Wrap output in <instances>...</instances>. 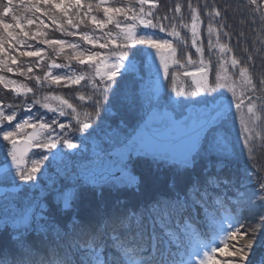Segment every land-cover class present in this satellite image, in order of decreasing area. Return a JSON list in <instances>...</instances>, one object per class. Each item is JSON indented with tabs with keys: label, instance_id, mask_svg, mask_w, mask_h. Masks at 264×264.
<instances>
[{
	"label": "snow or ice",
	"instance_id": "1",
	"mask_svg": "<svg viewBox=\"0 0 264 264\" xmlns=\"http://www.w3.org/2000/svg\"><path fill=\"white\" fill-rule=\"evenodd\" d=\"M19 6L27 15L17 14L13 0L0 2V85L20 98L18 106L0 104V264H264V238L258 241L264 174L253 170L237 180L232 172L239 153L252 152L248 123L264 93V39H249L264 36V0L236 6L250 30L239 33L224 23L232 5L216 0L176 2L172 15L161 13L156 0L131 6L19 0ZM49 29L90 47L52 38ZM149 29L176 38L177 29L190 33L199 67L186 70L194 61L185 40L174 47ZM205 29L209 55L220 53L219 71L203 59ZM46 48L68 63L53 60L42 79L34 67ZM21 58H35L36 65ZM73 61L82 66L78 73H52L71 71ZM177 69H185L191 86L178 87ZM3 73L49 88L84 82L92 92L78 100L92 112L81 121L67 100L52 108L33 87ZM50 98L60 99L44 97ZM48 113L75 114V124ZM238 115L239 146L233 139ZM139 163L171 170L164 191L144 188L134 173ZM125 189L146 198L138 206L105 199L106 191ZM84 192L95 196L85 199ZM243 213L252 214V223H243Z\"/></svg>",
	"mask_w": 264,
	"mask_h": 264
},
{
	"label": "trees",
	"instance_id": "2",
	"mask_svg": "<svg viewBox=\"0 0 264 264\" xmlns=\"http://www.w3.org/2000/svg\"><path fill=\"white\" fill-rule=\"evenodd\" d=\"M0 2H6V0H0ZM108 2L110 4H114L116 6H124V5H128L131 6L135 0H108ZM156 2L160 5V11L161 13H164L165 9H167V14L168 15H172L171 12V7L174 3L176 2H181L183 3V0H156ZM193 2L195 3V0H193ZM211 2V0H210ZM13 3L15 5H17L16 7V12L18 15L24 16L27 15V13L23 10L22 7L19 6V0H13ZM216 3L219 4H231L232 5V10H230V16H232V19H228L225 20L224 23H227L229 25V30L232 31L233 33H239V32H250L249 29H247V25L246 23L243 21V18L241 16V11H243V8H241L239 11L236 10V6L237 5H243L244 7L247 6V0H216ZM185 16L187 19V14L185 12ZM250 18V17H249ZM121 21L123 22V18H120ZM167 23V22H165ZM81 31H89L91 32V27H85L84 25H81ZM178 31H180V37L176 38L175 41V47L180 45V40L183 39L187 42V44L189 45L188 47V53L192 54V58L194 63L192 65H187L186 70L188 71H195L197 67H199V61L201 59V57L198 54H195V49L191 48V37H190V33L185 35L186 30H181V29H177ZM106 31H111L113 36H115L117 34V30L114 28V26L109 25V29H107ZM145 32H147L148 34H152L153 32L157 34H159L158 30H144ZM169 31H171V29H169ZM49 35L52 38H58V39H65L68 40L69 42H75V43H80L81 47L85 50H87L90 46L83 44V42H80L78 40L77 37H68L63 35L60 32H52L51 29H49ZM95 35L100 36L103 35L100 32H96ZM156 38V37H154ZM202 38L204 41V48H205V55L203 57V59L205 60V62L207 63L208 61H212L214 64H216L218 58L220 57V53L218 52V50L214 51L212 55H209L208 53V49H207V33H206V29L202 32ZM264 39V36H258V37H251L249 35V39ZM223 42V41H222ZM28 43L30 45H32L33 47H44L43 45H37L36 42L34 41H28ZM213 43H215V38L213 37ZM231 43L235 44L236 43V35L234 34L232 36L231 39ZM139 47H143V46H139ZM241 47L243 48L244 45H241ZM67 51V49H66ZM239 51V50H238ZM187 55V54H186ZM177 58H179V52H178V56ZM55 60L56 63H68L67 61L63 60V56L61 55L60 57H57L56 54L54 52H52L51 48H46L45 49V53H44V59L43 62L41 64V66L39 67H34V75H38L40 76L42 79L44 78L45 74L49 71L48 65L52 63V61ZM21 63L28 65V64H32L33 66L36 65V60L35 58H21ZM137 63L139 65L140 60L139 58L137 59ZM185 63H186V56H185ZM82 66L78 65L75 61L72 62V70L69 71L67 68L64 69H51L53 74H64L65 72H67L69 75L72 74H76L78 73V71L80 70ZM86 67V66H84ZM216 68L219 69V64H216ZM185 69H177V76H176V80H177V84H180L183 87V84L185 85V87H189L191 86V78L190 77H185L183 76V71ZM7 78H12V79H16L18 81V85H26L27 87H33L34 92L37 95V98H39L41 100L42 103H48L50 107L52 108H60L61 107V100H67L68 103H71L73 105V107H75L77 109V113H79V119L81 121L86 119L85 113L86 112H92V109L90 107L87 106V102L86 101H79L78 97L80 95H85L86 97L88 95H91L92 89L91 86H85L84 82L81 83V85L79 86H72L71 88L69 87H65V86H54L53 88H49L47 86V82H45L43 85H38L36 84L35 80H27L24 77H20V76H12L11 74L8 73H3ZM221 75H224L223 72H221ZM229 76H231V73L228 74ZM212 77L214 75H211ZM212 79V78H211ZM212 81L210 80V83ZM74 89H79V90H74ZM23 90V89H22ZM258 95L261 98H264V93H258ZM29 96H31V94H29ZM59 97L60 99H53L50 98L48 100H45L44 97ZM0 104L7 106V105H15L18 106L20 104V98H18L14 93H9L7 89H4L3 85H0ZM64 110L66 112L71 111L70 109H67L66 106H64ZM44 111V110H42ZM56 115L58 117V113H48V116H53ZM75 114H73V116L71 117H63V118H59L61 122H69L71 121L72 124H75V119H74ZM74 142H77V140H74ZM67 151V150H66ZM206 162L205 161H201L200 163V167L197 168V174L200 171V168H202L204 166ZM249 165L246 164L244 161H239L236 163L234 161L233 166H232V172L233 174L236 176L237 180H240L242 177H244L247 172H250L251 169L248 167ZM139 170V176H141L142 180H143V186L145 189H147L148 192H162L165 190V188L167 187V185L169 184L171 177H172V172L169 170H166V168H159V169H155L152 166H150L147 163H140V166L138 168ZM146 198V196H142L140 194H136L134 189H125V190H121L119 192H109L106 191L105 192V199L109 202V203H115V201L117 199L120 200H125L127 201L129 204L131 205H135L138 206L144 199ZM245 216V219L243 220V223L245 225L252 223V214L250 213H243ZM259 235V233L257 234ZM264 238V233L260 234V236H258V241L260 239Z\"/></svg>",
	"mask_w": 264,
	"mask_h": 264
},
{
	"label": "rangeland",
	"instance_id": "3",
	"mask_svg": "<svg viewBox=\"0 0 264 264\" xmlns=\"http://www.w3.org/2000/svg\"><path fill=\"white\" fill-rule=\"evenodd\" d=\"M138 31L140 30L138 29ZM157 36H159L160 38L171 39L175 47V41H176L175 37H168L166 33H159L157 34ZM169 62L171 64V60ZM156 63L157 64L159 63L158 58L156 59ZM209 79L213 81L214 76L212 77L210 75ZM177 85L178 87H182L180 84H177ZM183 87H185L184 84H183ZM255 103L257 105L256 110H255V116L252 117L248 123V126L251 130L252 137H253L252 152L251 154H249L247 149H245L244 153L243 152L239 153L238 158L235 160V162L237 163L238 160L244 161L246 164L249 165L248 167L251 169V171L257 170V171H260L262 174H264V98L256 100ZM245 119H248L247 115L245 116ZM239 127L240 125H239V115H238L236 122H235V128L233 129V139H234V142L237 144V146H239L240 143L242 144L243 142V134H240V137H239V132H238ZM67 151H70V150H67ZM139 166H140V163L137 164L135 167L138 168ZM20 194L23 195V190H21Z\"/></svg>",
	"mask_w": 264,
	"mask_h": 264
}]
</instances>
